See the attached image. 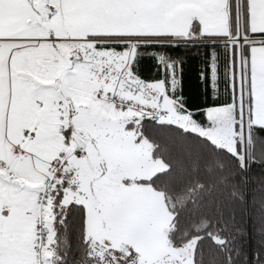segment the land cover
I'll return each mask as SVG.
<instances>
[{
    "label": "snow or ice",
    "instance_id": "snow-or-ice-1",
    "mask_svg": "<svg viewBox=\"0 0 264 264\" xmlns=\"http://www.w3.org/2000/svg\"><path fill=\"white\" fill-rule=\"evenodd\" d=\"M0 264H264V0H0Z\"/></svg>",
    "mask_w": 264,
    "mask_h": 264
},
{
    "label": "trees",
    "instance_id": "trees-1",
    "mask_svg": "<svg viewBox=\"0 0 264 264\" xmlns=\"http://www.w3.org/2000/svg\"><path fill=\"white\" fill-rule=\"evenodd\" d=\"M193 87H195V81H193Z\"/></svg>",
    "mask_w": 264,
    "mask_h": 264
}]
</instances>
